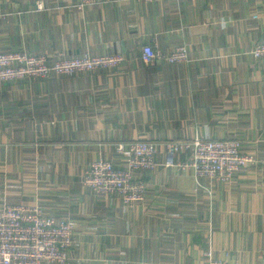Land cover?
<instances>
[{"label": "crops", "instance_id": "0c3cea01", "mask_svg": "<svg viewBox=\"0 0 264 264\" xmlns=\"http://www.w3.org/2000/svg\"><path fill=\"white\" fill-rule=\"evenodd\" d=\"M0 0V52L76 57L119 54L117 69L0 81V205L40 203L75 226L74 264H264V0ZM186 44L191 62L164 57ZM145 45L159 52L142 60ZM238 139L255 155L232 183L201 182L170 141ZM158 145V166L139 172L136 207L84 186L104 158L124 165L120 145ZM211 234V236H210Z\"/></svg>", "mask_w": 264, "mask_h": 264}, {"label": "built area", "instance_id": "2783aa9c", "mask_svg": "<svg viewBox=\"0 0 264 264\" xmlns=\"http://www.w3.org/2000/svg\"><path fill=\"white\" fill-rule=\"evenodd\" d=\"M182 1V0H145ZM100 0H78L75 7L83 12ZM11 15L0 9V20ZM256 58H264V41L252 51ZM160 55L152 45H145L142 60L154 65ZM170 64L191 62L190 49L186 44L177 46L164 57ZM125 61L119 54L93 55L85 53L76 57L59 56L50 61L46 54H30L24 50L0 52V81L12 82L27 78H49L52 75L73 76L78 73L102 69H117ZM166 166H173L174 154L189 153L190 159L177 163L182 168L193 169L197 185L213 192L211 185L201 182L207 178L212 183H232L238 172L256 163L255 155L243 151L238 139H212L197 137L188 141L166 143ZM124 153V165L100 158L92 162L82 174L84 186L96 193L119 196L129 207L145 202L147 185L139 172L158 166L157 143L135 139L119 146ZM211 236V234H210ZM75 245V226L70 220H57L46 212L40 203H4L0 205V264H74L71 252ZM207 264H228L215 256L210 237L205 253ZM233 264H243L235 261Z\"/></svg>", "mask_w": 264, "mask_h": 264}, {"label": "trees", "instance_id": "16d2710c", "mask_svg": "<svg viewBox=\"0 0 264 264\" xmlns=\"http://www.w3.org/2000/svg\"><path fill=\"white\" fill-rule=\"evenodd\" d=\"M80 56V55H79Z\"/></svg>", "mask_w": 264, "mask_h": 264}]
</instances>
